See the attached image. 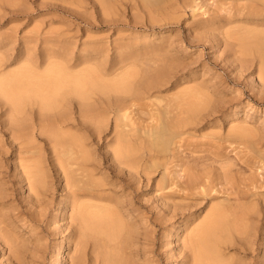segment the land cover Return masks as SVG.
I'll return each instance as SVG.
<instances>
[{
	"label": "rangeland",
	"instance_id": "1",
	"mask_svg": "<svg viewBox=\"0 0 264 264\" xmlns=\"http://www.w3.org/2000/svg\"><path fill=\"white\" fill-rule=\"evenodd\" d=\"M142 1L109 0L104 20L100 4L94 0H0L2 70L13 71L29 58L59 49H67L75 59L96 57L92 64L100 65L107 76L127 66L121 73L132 72L137 87L157 78L152 67L162 69L156 86L161 99H139L129 111L136 123L129 139L134 157L141 160L136 171L130 173L122 165L120 182L106 160L103 173L93 172L94 179L109 183L106 189L114 201L106 204L121 210L131 229L125 262L190 264L185 240L209 222L206 219L212 218V210L217 212L223 204L230 207L225 199L228 195L234 199L231 194L240 191L241 198L242 190L249 195L241 198L248 204L239 206L242 225L238 216L230 220L232 243L222 247L234 264H264V73L258 72V44H246L252 31H258L259 37L250 35L254 41L262 40L264 27H254V21H238L241 15L259 11L257 8L263 11L264 0H172L164 12L154 7L149 11ZM251 26L256 30H250ZM236 31L240 36L247 32L246 41L245 37L238 39ZM240 43L249 44L245 47L250 49L243 51ZM81 65L78 67H85ZM145 66L154 70L149 67L148 72ZM143 67L148 73L142 74ZM190 96L195 102L203 98V104L192 113L188 111ZM167 101L179 110L178 115L183 104L185 127L172 122L175 110L171 107L170 119L165 114L163 118L172 128L166 126L158 139L150 134L160 124L165 128L160 109ZM3 118L0 111V121ZM108 133L104 137L112 136ZM0 140V264H73L77 256L81 264H114V258L105 261L102 252L96 251L93 239L81 252L73 251L71 229L66 228L69 207L65 206L64 182L55 179L39 197L29 193L25 183L18 182L16 170L25 160H20L10 144L6 128L0 127ZM151 140L152 159L148 162ZM99 149L105 153L110 148L101 145ZM237 203L232 200V208ZM235 220L239 233L234 229ZM11 243L17 247L11 249Z\"/></svg>",
	"mask_w": 264,
	"mask_h": 264
},
{
	"label": "bare ground",
	"instance_id": "2",
	"mask_svg": "<svg viewBox=\"0 0 264 264\" xmlns=\"http://www.w3.org/2000/svg\"><path fill=\"white\" fill-rule=\"evenodd\" d=\"M95 2L100 4V12L103 13L102 17L106 20L109 9L107 8L109 7L107 2L109 0H94ZM142 2L149 11H151L150 7H154L153 9L156 11L161 10L163 12L167 5L171 6L172 4V0H143ZM257 9L259 11L255 10V12L251 11L246 15H241L240 17L242 18L238 21L245 23L254 21V27H264V9L263 11H260V8ZM239 27L240 25L237 26V28ZM254 27H252L253 29L249 28L250 30H256ZM242 28L244 29V26ZM244 30H247V28ZM261 30L264 32V29ZM240 31H236L238 39L245 37L246 41L247 37L245 35L247 32L242 33V36H240ZM257 32L255 34V31H252L250 35L259 37ZM250 35L248 37L252 42L247 40L246 44L248 42L256 47L258 44V49H256L259 51L257 53L260 52L261 54L258 62V72L261 73L263 71L264 73V41H262L264 38L260 41L259 39L254 41L255 39L250 37ZM260 36L263 37L264 35L262 36L261 34ZM243 40L240 39L239 41L243 44L245 42ZM241 43L239 44L240 46ZM248 45L244 44L242 46ZM244 47L243 51L244 49H250V47ZM260 54L258 55L259 57ZM95 59L96 57L92 55H80V57L78 56L75 59L67 49H59L46 52L35 59L29 58L19 68H15L13 71H6L2 70L3 59L0 57V111L2 112V117H4L0 121V127L9 131L10 144L16 148L15 152L20 160H25L24 162L21 161L19 167L17 165L18 168L16 170L19 178L18 182L20 184L25 183L29 193L32 191L35 196L39 197L47 191L48 187L55 184V179L64 182L63 190L66 191L64 196L67 201L65 206L69 207L66 228L71 229L69 237L74 242L73 247H76L73 248V251L81 252L90 243V239L91 241L93 239L94 248L96 251L100 250L102 252L101 254L105 261H108L111 257V259L114 258L112 259L113 262L115 261L114 264H128L125 262V259L128 258L124 257V255L126 254V245H131V243L129 244L131 240L130 232H128L130 227L128 229L127 224L124 223L121 210H116L106 204L107 201H114V198L109 194L110 190L106 189L109 183L94 179L93 172L103 173V169L106 167V160L110 162L107 168L111 170L120 182L122 179L121 175L124 172L122 165L129 168L130 173L136 171L141 160L134 157L133 142H131V138L129 139L130 136L133 137L134 135L131 132L134 131L132 124L134 125L135 123H132L133 119L130 114L133 111L132 107L135 106V102L139 99L151 97L158 100L161 99L157 95L158 89H156V86L158 87V81L161 80V73L159 74V72L162 69L157 70V72V66L152 67L155 70L150 66H145L146 70L149 67L152 71L154 70L157 78L146 79L147 82L143 83V86L138 85L137 87L133 82L134 74L132 72L128 70V73L123 71L121 73L122 68L126 69L127 66L123 65V67L116 68L112 72L116 77L110 74L108 76L111 78H109L107 72L102 70L100 65L92 64L91 61H95ZM80 65L85 67H78ZM119 70L120 73L117 74L116 71ZM146 70L143 67L142 74H144V71H151ZM261 76L263 75L261 74ZM184 95L182 94L181 97ZM195 96L193 95L194 98H196ZM190 97L192 98V96ZM199 98L200 100L195 99L196 102L193 98L190 99L194 104L191 107L192 103L188 100L191 103L188 102V109L191 108L188 111L192 113L199 108L200 101H203L201 96ZM183 101L182 103L185 105L184 98ZM166 103L170 105L168 101ZM166 103L163 105L166 106ZM183 104L179 105L181 111L179 115L177 114L179 110L177 112V109H174L172 104L168 109L162 105L163 109L161 108L160 110L163 113H161L162 117L160 119H163L162 121L164 122L163 117L165 115L170 119V116L174 114L177 116H172V122H174L175 126L178 128L185 127V108L183 109L184 111L181 109ZM202 104L203 102L200 103V106ZM171 107L175 112H172ZM163 114L165 115L163 116ZM112 115L113 120H111ZM166 120L162 124L165 128H162L163 126L160 124V128H158L159 126L155 129L153 128L154 130L152 129L153 131L150 135L158 138L160 137L159 133L164 131L163 129L167 131L166 126L168 128V125L170 127L172 123L171 125L168 124L170 121L168 122L167 120L166 125ZM136 127L140 130L142 129L139 125ZM107 131H109L108 134L112 133L110 138L108 136L104 137ZM143 131L146 134L149 133L148 129L144 128ZM172 133L174 135L175 132L173 131ZM237 133H240V131ZM161 140H163L162 137ZM39 141H42V144ZM149 143L150 148L148 147L149 151L146 156L148 157V162L149 159H152L153 140L149 141ZM101 145L111 150L109 149V151L107 150V152L103 153L99 149ZM157 147H160L159 144L158 146L156 145ZM162 148L164 149V147ZM44 150L47 151V155H44ZM47 162L48 165H46ZM232 190L233 188L231 192ZM228 192L230 194V190ZM237 192L231 194L236 199H231L235 202L238 201V207H236L235 203L232 208V200L228 198L229 195L227 194L228 197L225 199L230 201V207L223 204L221 208L218 206L217 212L212 210L213 212L211 211L209 214V216L213 214L212 218L206 219L209 222L205 221V225L201 224V227L198 226L189 235V238L185 240V246L191 252L190 264H234L232 259V262L228 260L229 258L226 257L222 246L223 244L232 243L233 237L230 230L232 221L230 222V220L236 219V216H238L236 220L241 222V224L239 223L240 226L242 225L240 220L243 214L241 209L239 210V206L240 204L242 206L241 202H245L241 200L243 198L247 199L249 195H243L241 190V199L240 191ZM1 195L0 193V200ZM235 195L239 196L236 197ZM115 203L119 204L120 202L116 200ZM245 203L248 204L247 202ZM218 204L221 205V203ZM223 206L226 208H223ZM214 209L216 210V208ZM236 220L235 231L239 227ZM243 221L246 222L245 220ZM9 247L13 249L17 245L11 243ZM72 254L74 255V252ZM73 264H81V258L77 256Z\"/></svg>",
	"mask_w": 264,
	"mask_h": 264
}]
</instances>
